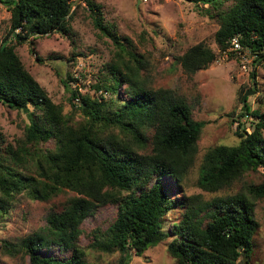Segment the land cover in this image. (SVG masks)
Segmentation results:
<instances>
[{
	"label": "trees",
	"instance_id": "trees-1",
	"mask_svg": "<svg viewBox=\"0 0 264 264\" xmlns=\"http://www.w3.org/2000/svg\"><path fill=\"white\" fill-rule=\"evenodd\" d=\"M83 1L99 36L107 37L114 50L88 85L92 93L73 88L69 82L77 79L68 71L67 81L61 79L69 93L64 104L54 102L26 70L11 41L28 40L34 52L36 37H70L73 0H0L10 21L0 43V103L23 111L29 120L14 143L0 134V226L19 196L46 202L66 191L74 193L46 216L42 230L17 243L4 241L3 252L27 257L31 264H113L102 263L103 255L118 252L114 264H129L131 251L141 256L168 239L166 251L175 264H237L241 257L248 264L258 228L255 202L264 199V180L246 192L211 199L186 194L185 180L205 122L192 118L184 97L148 86L141 76L143 54L103 21L93 0ZM187 1L217 23L220 51L234 37L252 52L264 47V0ZM215 58L214 50L199 42L177 61L194 74ZM262 60L260 53L253 63ZM250 74L255 79V69ZM244 90H238L240 101ZM238 117L248 119L250 132L242 125L235 131L237 144L206 150L196 180L204 192L229 188L245 173L264 167V100L253 109L247 104ZM105 206L115 207L114 219L107 228L85 234L83 222ZM169 212L178 216L165 228ZM83 234L89 239L86 246L79 242ZM51 245L68 257L43 255ZM87 251L94 254V263H89Z\"/></svg>",
	"mask_w": 264,
	"mask_h": 264
},
{
	"label": "rangeland",
	"instance_id": "rangeland-1",
	"mask_svg": "<svg viewBox=\"0 0 264 264\" xmlns=\"http://www.w3.org/2000/svg\"><path fill=\"white\" fill-rule=\"evenodd\" d=\"M93 1L99 6L103 21L113 26L120 37L131 39L137 50L143 54L146 62L141 76L146 78L147 85L168 88L184 97L190 106L192 118L205 122L197 142V155L185 180V193L202 194L204 199H211L215 196L246 192L250 185L260 184L264 180V167L245 173L229 188L215 193L202 191L196 180L198 165L208 148L221 144L235 145L239 141L235 131H241L242 125L250 130L248 119L238 117L243 112L238 90L241 86L244 91L252 89L250 73L255 69L256 86L253 93L248 95L246 103L252 109L261 104L264 100V60L254 64L250 59L249 71L244 73L240 67L242 58L238 54L232 53L223 58L215 42L217 23L202 15L187 0ZM72 5L73 31L70 37L59 33L36 37L34 52L31 51L28 40L22 44L11 41L26 70L54 102L64 104L69 93L61 79L67 81L68 71L77 79L69 82L73 88L91 91L88 85L95 82L100 68L111 58L114 50L107 37L99 36L92 14L84 1L73 0ZM9 27V13L0 4V43L7 35ZM199 42L212 48L217 59L208 68L190 74L184 71L177 57ZM73 52L77 54L75 60L69 61L68 58H71ZM28 121L23 111L12 110L0 103V134L5 142L14 143L16 138L21 137ZM73 194L66 191L46 202L32 200L25 195L19 196L0 226V264H31L27 257L6 254L1 245L4 241L17 243L32 232L42 230L46 226V216L59 210ZM115 214V207H103L94 217L83 222L85 234L96 227L107 228ZM177 216V212L167 213L165 228H169L170 221ZM255 220L258 228L251 239V257L248 264H264V199L255 202ZM85 234L79 239L82 246L89 243ZM167 241L168 239L162 240L148 247L141 256H136L131 251L129 264H175L166 251ZM42 254L56 258L68 257V253L57 245L43 249ZM118 257V252L103 255L102 263L114 264ZM87 259L89 263H94V254L87 251ZM237 264L246 262L241 257Z\"/></svg>",
	"mask_w": 264,
	"mask_h": 264
},
{
	"label": "built area",
	"instance_id": "built-area-1",
	"mask_svg": "<svg viewBox=\"0 0 264 264\" xmlns=\"http://www.w3.org/2000/svg\"><path fill=\"white\" fill-rule=\"evenodd\" d=\"M221 53L223 58L231 55L232 53L238 54L242 58L240 66L241 70L245 73L249 71L250 59L251 62H253V60L258 57V54H264V47L260 51L252 52L248 48H244L240 44L238 38L234 37L231 39L229 46L225 50L221 51ZM216 59L214 61H216ZM248 132H250V130Z\"/></svg>",
	"mask_w": 264,
	"mask_h": 264
},
{
	"label": "water",
	"instance_id": "water-1",
	"mask_svg": "<svg viewBox=\"0 0 264 264\" xmlns=\"http://www.w3.org/2000/svg\"><path fill=\"white\" fill-rule=\"evenodd\" d=\"M251 82L253 83L252 84V89L251 90H247L242 96V101L241 102H242V105H243V107H242L243 111L247 110V103H246L247 97H248L249 94L253 93V88H255V86H256V84L254 82V78H251Z\"/></svg>",
	"mask_w": 264,
	"mask_h": 264
}]
</instances>
